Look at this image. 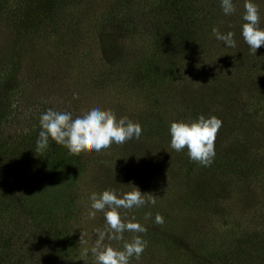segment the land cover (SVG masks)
Wrapping results in <instances>:
<instances>
[{"label":"trees","instance_id":"trees-1","mask_svg":"<svg viewBox=\"0 0 264 264\" xmlns=\"http://www.w3.org/2000/svg\"><path fill=\"white\" fill-rule=\"evenodd\" d=\"M89 1L0 0V264L84 260L43 198L29 195L63 186L60 176L68 178L73 169L75 181L66 194L60 190L69 205L89 177L97 193L136 186L156 199L155 205L121 210L128 218L134 212L147 229L141 234L147 247L130 264H264V45L252 54L240 35L243 0H234L236 12L229 16L220 0H105L100 27L115 33L120 45L97 80L102 88L142 98L145 106L128 116L141 124L142 135L100 152L72 155L50 141L36 153L45 111L37 105L66 80L57 61L75 66L71 59L85 40L81 16ZM255 3L264 28V0ZM213 27L232 31L236 47L217 41ZM53 42L63 51L38 65ZM24 70L29 79L22 82ZM44 77L53 87L48 93L40 90ZM58 111L71 112L64 106ZM200 114L222 121L208 167L190 161L186 149L169 147L170 122ZM93 169L94 178L85 177ZM150 175L159 180L151 183ZM157 213L163 225L153 222ZM97 225L104 227L103 216Z\"/></svg>","mask_w":264,"mask_h":264},{"label":"clouds","instance_id":"clouds-1","mask_svg":"<svg viewBox=\"0 0 264 264\" xmlns=\"http://www.w3.org/2000/svg\"><path fill=\"white\" fill-rule=\"evenodd\" d=\"M220 7L225 16L236 12L234 0H220ZM241 20L240 35L250 52L256 54L264 45V28L260 26V10L255 0H243ZM212 35L225 47H236L232 31L222 33L213 27ZM73 99H78V95L74 93ZM221 125L222 121L216 116L206 117L204 114L193 120L171 121L168 127L169 147L176 152L186 149L190 161L208 167L216 154L215 140ZM39 127L36 153H43L48 149L50 141H54L72 155H79L86 149L95 152L107 150L112 144L121 145L139 139L143 131L139 122L128 116L117 118L113 110L102 108L99 104L82 109L78 115L48 108L40 114ZM89 201L87 218L92 220L97 212L103 213L104 227L94 229L95 240L90 248L83 249L82 256L87 258L90 253L91 264H130L132 259L139 260L148 244L141 235L147 229L134 215L128 218L124 213L122 216L121 210L138 209L146 204L155 205L156 199L133 186L130 191L110 188L99 193L92 192ZM149 218L151 213H145V219ZM153 222L163 225L164 217L157 213ZM125 233H132L131 239H125ZM106 240L115 241L120 246L114 247L105 243ZM80 244H87L84 233H81Z\"/></svg>","mask_w":264,"mask_h":264},{"label":"rangeland","instance_id":"rangeland-1","mask_svg":"<svg viewBox=\"0 0 264 264\" xmlns=\"http://www.w3.org/2000/svg\"><path fill=\"white\" fill-rule=\"evenodd\" d=\"M104 2L105 0L89 1L90 6L87 14L83 16H81L83 12L80 14L81 27L83 30L82 32L85 34V40L83 44L79 45L78 50L75 51V57L71 59L75 66L72 67L71 65L69 67L67 64L69 60L64 63L60 60L57 61L56 65L61 66L60 73L66 75V80L62 84L56 85L57 88L53 89L48 82V78H41L43 85L40 87V90L43 91V93H48L49 88H51L54 94L48 101H44V98L41 99L42 103L37 105L39 110L43 109L46 111L48 108L60 110L63 109L64 106L74 115H78L82 109L92 104H99L102 108L113 110L117 118H119L121 116L133 115V111H137L139 108L145 106L141 97H138L136 100L135 97L128 95L129 93L122 88H102L101 84L98 83L97 77L109 66V63L106 62H108L111 57V49H113L114 45H120V39H118L115 33L109 31L104 32L100 27V21L103 17ZM83 3L85 4V2ZM57 50L59 52L63 51L57 44L55 45L54 42L51 46H47L41 53V58L38 59L37 64L46 66L50 59L54 61L53 55L54 53L58 55ZM86 52L90 55L86 57L87 59L82 60L83 56L81 55L86 54ZM87 66L88 70H86ZM81 67L83 68L81 69ZM26 74L28 73L24 70L23 74L19 75L22 82L29 79V75ZM15 80H17V78ZM93 81L95 83H93ZM124 81L127 83L126 80ZM90 82L92 84H90ZM31 86V84L28 86L29 90ZM30 91H33V89ZM74 93L78 95V99H73ZM27 95L28 92L25 93V96ZM114 105H116V107H114ZM94 161L100 164L103 162L105 163V161ZM95 170L96 169H93L88 172L85 177L92 175L94 178V175H96ZM75 174L76 170L73 169V173L71 172L69 175L70 177L68 176V178H66L60 176V182L63 186L55 188V190L50 193H41L38 192V189H35L34 192L29 190V195H33L34 198L36 197L35 199L40 196L43 198L44 203L49 206L54 214H56L57 220L61 222V234L69 240L72 249H77L78 247L81 249L79 254L82 256L83 249L85 247L90 248L95 240L94 229L100 228L97 223L103 216V213L97 212L95 219L92 220L87 218L90 204L89 195L95 190L92 187L93 180L89 181L90 177L86 181H82L78 198L73 204L69 205V199L65 197L64 194H66V192L63 190L66 189L65 187L70 186L69 183L71 184L72 180L75 181L76 178L73 177ZM155 178L159 180V177L150 175L151 183ZM61 189L64 194L60 192ZM133 215L136 217L134 212ZM219 230L224 231L226 228L219 227ZM81 233L85 234L87 244H80ZM83 259L82 261V258H78L76 263L85 264L86 258L83 257ZM91 260H87V264H91Z\"/></svg>","mask_w":264,"mask_h":264}]
</instances>
